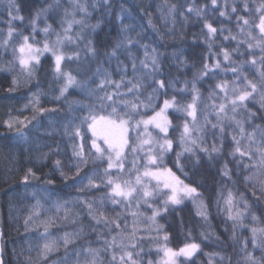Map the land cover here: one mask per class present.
Here are the masks:
<instances>
[{
	"label": "trees",
	"instance_id": "obj_1",
	"mask_svg": "<svg viewBox=\"0 0 264 264\" xmlns=\"http://www.w3.org/2000/svg\"><path fill=\"white\" fill-rule=\"evenodd\" d=\"M261 2L218 0L217 6L213 7L211 0H15L20 8L15 15L24 19L12 21L11 26L19 34L11 37V42L4 46L2 42L9 39L7 33L11 17L7 0H0V231L4 234L1 247L5 264H75L78 250H81L80 264H90L92 257L82 251L87 248L100 250L96 264H111L114 253L112 249L105 251L108 247L105 241L111 243L114 236L117 245H137L135 249L117 248V264L121 251L140 253L134 258L142 264L149 261L156 264L160 257L158 248L179 249L192 242L199 244L200 249L181 264H249V253L264 264L261 260L264 244L260 243L264 237L259 234V230L264 229V200H256L248 190L253 185L259 187L264 175L255 167L245 171L244 164L239 165L237 174L239 155L236 158L229 155L235 146L233 136L241 139L236 121L243 122L246 132H253L259 127L255 136L257 141L264 132V120L259 118L264 115L260 104L264 88L236 113L231 111L230 105L232 89L244 87V76L253 82L260 81V58L264 53L260 48L250 50L245 41L250 31L259 39V30L254 29V24L259 22L257 8ZM173 6L175 10L170 11ZM189 7L205 10L198 16L195 12H188ZM233 8H236L235 13H232ZM39 9L45 11L36 20L34 30L32 20ZM221 11L228 14L222 17ZM238 17L249 19L253 26L241 33L243 21L238 24ZM69 21L81 22L73 23L65 33ZM206 22L218 30L214 36H209ZM46 28L47 33L44 31ZM58 35L63 40L61 71L70 73L78 82L70 86L63 96L60 89L66 79L55 71L51 54H41L38 62H32L31 76L21 71L18 59V47L24 36H29V43L38 46L51 37L53 41ZM233 36L236 39H232ZM248 42L255 44L254 40ZM118 43L121 46L116 49ZM89 47L95 49V55L88 51ZM237 48L239 51H233ZM114 49L115 55H111ZM223 50L230 53L231 62L224 59ZM153 55L160 66L154 76L150 74ZM253 57L257 60L255 65L251 64ZM217 60L220 67L214 68ZM141 61L149 64V68L145 69ZM205 63L211 71L201 77ZM237 66H240V72L234 74L231 69ZM13 79L17 81L15 85ZM105 79L122 82L118 91L123 95L114 97L115 104L105 101L107 111L101 112L99 98L117 91L115 84L98 89L101 80ZM161 80L166 85L163 89L155 83ZM193 82L199 92L195 125L186 111L168 110L171 124L167 139L173 141V148L164 154L161 166L171 168L185 184L196 187L200 195L195 202L189 198L178 206H170L167 212L161 211L153 223L149 218L153 211L164 207L165 195L147 198L145 202L139 190L132 198L117 205L113 204L110 188L104 183L111 176L113 179L119 177L118 182L131 180L134 184L138 173H142L147 165L143 161L144 152L138 154L131 148L127 149L123 171L116 168L105 175L107 153L102 159H97L87 124L81 126L80 137L75 136V126L80 125L81 119L89 114L92 107L96 108L97 115H108L112 107H118L123 114L130 110L131 103H147L149 95L153 97L152 108H140L139 114L133 117V126L135 121L154 115L165 99L175 97L177 108L184 109L192 103ZM225 82L228 84L227 98L224 91L216 87ZM134 84H139L140 88L128 93ZM153 89L158 91L154 93ZM58 96L59 100L56 99ZM36 101L39 102L37 107L57 111L34 112ZM122 101L131 103L126 108ZM221 103L228 109L219 122L224 128L222 136L219 126L215 130L211 127L218 123L217 109ZM247 110L255 112L256 117L249 120ZM34 115L36 118L32 119ZM233 116L234 119H228ZM17 118H28L22 128L23 137L17 135L16 128L9 129L4 123ZM186 121L193 128V138L203 135L201 147L211 151L215 145L220 151L212 153L211 160L207 153L199 149H196V156L184 153L180 157L181 171L177 167V153L183 152L180 137ZM65 125H69L70 134H66ZM196 129L205 131L201 133ZM142 131L140 127V135ZM153 134L156 136L157 132ZM130 142L133 146L139 144L136 131L131 132ZM82 143L88 162L81 164L77 176L78 161L73 155V146L79 150ZM257 146L249 145L247 137L243 138L242 147H251L255 151ZM155 150L157 154L158 147ZM57 160L61 162L59 169L55 165ZM258 160L257 155L252 161L245 158L244 163H257ZM133 161L138 162L136 169L133 168ZM225 164L232 173L231 179L221 174ZM29 168L35 175L25 183L23 177ZM61 170L69 179L61 176ZM245 176H253L247 188ZM89 177L95 178L98 187H86ZM230 191L234 197L231 206L233 218H230L226 203ZM241 194L250 205L247 209L240 199ZM88 203L93 205V215L103 213L115 223H97L89 215ZM201 203L206 209V221L197 215ZM237 213L240 215L237 216ZM29 217L31 219L26 225ZM115 224L120 225L119 229ZM159 226L162 229L158 230ZM133 229L136 230L134 236ZM252 229L258 230L256 248L252 244ZM66 233L78 234L68 250L67 261L62 246ZM165 234L167 241L163 239ZM52 241L57 243V250L49 254L46 262H42L39 253L45 243Z\"/></svg>",
	"mask_w": 264,
	"mask_h": 264
},
{
	"label": "snow or ice",
	"instance_id": "obj_2",
	"mask_svg": "<svg viewBox=\"0 0 264 264\" xmlns=\"http://www.w3.org/2000/svg\"><path fill=\"white\" fill-rule=\"evenodd\" d=\"M218 0H211V4L213 7L217 6ZM7 6L9 9V16L11 19L9 20V29H8V37L9 39H5L2 42V45L6 46L11 42V37L14 35H18L13 27L11 26L12 21L19 19L23 20V16H17L15 13L20 12V8L18 5L15 4V0H7ZM245 9H247V3H245ZM83 10V9H82ZM175 6L170 11H174ZM205 9H197L194 7H189L188 12H195L198 16L201 15V13ZM44 9H39L36 11L34 18L32 20V25L35 30V24L36 20L39 18V16L44 12ZM236 12V8L232 9V13ZM257 12L259 15V22L254 24V29L259 30V39L256 38L252 34V32L247 33L248 40L245 41L248 44V48L251 50L253 48H260L261 52L264 53V0H262L261 4L257 8ZM228 13L226 11H221L220 16H225ZM241 20L243 21L242 26L240 28L241 33L244 32L245 28H249L253 26V22L250 21L247 18L244 17H238L237 23L240 24ZM81 21H69L68 25L69 27L64 29L65 33L69 31L73 23H80ZM96 27V26H93ZM205 27L207 28L209 36H214L215 33L218 31L215 27L212 26L211 23L206 22ZM45 33L48 32V29H44ZM220 31H223L221 29ZM68 39H71L70 37H67ZM232 39H236L235 36L231 37ZM29 36L23 37V42L19 45L18 51H19V64L21 67L22 72H27L29 76L32 75L33 72V61L38 62L39 56L41 52H48L52 51L55 55V71L58 75H62L66 79V83L64 86L60 89L61 96L64 95V93L68 90L70 86L78 84L75 77H73L70 73H63L61 71V61L64 59V56L62 54L56 55V49L53 47H50L48 43L44 44L43 49L40 48H34L32 44L29 43ZM225 39H228V37H225ZM255 41V44L248 42V41ZM61 42V38L58 35V39L56 41L57 44ZM131 43V41H129ZM91 44V41L89 42ZM121 45L118 43L115 48L118 49ZM147 47V46H145ZM211 47V45H209ZM16 49H14V52ZM88 51L95 55V49L92 47L88 48ZM233 51H239V48L234 49ZM155 52V50H153ZM111 55H115V49L111 53ZM223 56L226 61H230V53L227 50H223ZM146 59H147V53H146ZM257 63V60L255 57L252 58L251 64L255 65ZM260 63L262 65V70L260 71V81L253 82L252 80H249L246 76L243 77L244 80V87H234L232 89V98L230 100L231 105V111L233 113H236L237 110L241 107H245L246 101L251 99L256 93L260 91L261 88H264V55L260 58ZM141 64L145 69L149 68V64L145 63L144 61H141ZM214 68H219L220 64L217 60V63L213 65ZM159 64L157 63V57L153 55L151 57V75H156L159 72ZM133 70L135 71V65H133ZM99 71V69L97 70ZM211 71L209 65L205 63L203 65V71L201 72V77L206 76L208 72ZM231 71L234 74H238L240 72V66L234 67L231 69ZM123 79V78H122ZM17 81L13 79V84L15 85ZM129 83H131L129 81ZM155 83L158 84L160 89H163L166 87L165 82L163 80L161 81H155ZM237 83V82H234ZM112 84H115V87L117 91L113 93H106L105 96L100 97V111L104 112L107 111L108 105L105 103L107 101L110 104H115L114 97H118L121 94L118 90L122 86V82L118 81H111V80H101L100 84L98 85V89L106 88ZM221 91H224L225 98L228 96V84L222 83L217 84L216 86ZM140 88L139 84L132 85V88L128 89V93H131L134 89L138 90ZM14 89H10L9 91H12ZM158 89H153V92H157ZM192 103L187 104L186 108L180 109L177 108V101L175 97L172 99H165L163 101V106L160 107L159 111L155 112L153 116L148 117L147 119H141L135 121V125L133 126V117L134 115L139 114L140 108L145 109H151L153 106V97L152 95H149L147 98V103L140 102L139 104L131 103L129 101H122L124 106L127 108L128 105L131 103V108L129 111L124 112L121 114L118 111V107H112L111 111L108 112V115H97L96 114V108L92 107L89 109V114L85 117H83L80 121V125L75 126V136L80 137L81 136V126L83 124H87L88 131L91 132V146L95 150L96 158L102 159L107 153V160H108V167L105 169V175H108V172L112 169L119 168L121 172L124 169V161L126 159L127 155V149L131 148L132 152L139 153L144 152V154L148 157L147 165L145 166V171L142 175L138 174L135 179V183L131 180L118 182L119 177L116 179H113L111 176H108V179L104 182L106 186L110 188V198L112 199L113 204H121L124 200L130 199L139 191V187H144L145 190L143 192V197L145 198V202H147V198H150L154 195L153 191L148 190V187L143 184L144 178H152L155 179L157 182V186L159 187L162 184V190L161 194H167V199L164 200V207L162 209H157L153 211L152 216L149 218L153 223L156 220V217L160 214L161 211L167 212L170 206H178L180 205L185 198H191L195 202L196 198L200 195L198 193V190L196 187H192L188 184H185L183 180H181L176 174L172 171L171 168H165L162 167L163 162V156L166 152L171 150L173 148V141L170 139H167V135L169 133V127L171 122L168 120V117L166 113L170 108H176L177 111L184 110L187 112V115L189 117H192L193 125H195L196 122V115H197V105L196 102L199 97L198 89L196 88L195 82H193L192 86ZM237 93H239L237 95ZM127 94V93H125ZM57 100L60 99V97H56ZM31 103V101H30ZM38 101L33 104V110L34 112L38 113H45V112H55L56 109H45L43 107H37ZM261 110H264V93H261ZM27 107V106H26ZM215 107V106H214ZM227 106L224 103H221L219 105V108L217 109V117H218V123L212 124L211 127L213 130H215L218 126L220 127V134L221 136L224 133V128L220 126V120L226 116L227 114ZM248 113V119L251 120L256 117V113L252 112L251 110H247ZM35 115L32 117V119H35ZM260 119L264 120V115L259 117ZM28 118H25L24 120L15 119L10 121H5V125L9 128H16L17 135L20 137H23L24 133L22 131L23 126L25 125ZM228 119H234L233 117H228ZM206 123H210V121H206ZM19 125L20 127H17ZM141 125L144 126V133L141 136L139 134V129ZM237 127L240 129V136L241 139H237L236 136H233V142H234V148L229 153L233 158H236L237 155H239V160L237 162V174H239V165L244 164V170L248 171L251 168H257L259 170V173L261 175H264V132H261V139L260 141H257L255 139L256 132L259 131V127L257 129H254L253 132H246L243 122L242 121H236ZM149 126L154 127V129H158V135L163 134V142H160L159 140H156L153 138L152 133L148 131ZM69 125H65V132L68 133ZM197 131L203 133L205 131L204 129H196ZM136 131L138 133V139L139 144L136 146H133L131 141V132ZM143 136H147L148 139H144ZM247 137L249 141V145L257 144V148L255 151L252 150L251 147L244 148L242 147L243 144V138ZM180 142L184 146L183 152L177 153V167L180 168L181 171H183V166L180 163V157L184 155V153H189L193 156L197 155L196 149H199L200 152L207 153L209 156V159H212V153L219 152L220 149L217 148L215 145H213L211 151L207 147H201V144H203V135L198 136L196 138H193V128L189 126L188 122L186 121L183 126V132L180 137ZM158 145V152L157 154H153V150ZM74 151L73 155L77 158V166H76V174L79 176L81 171V164H87V157L84 154V145L83 143L80 145L79 150H76L75 145L73 146ZM259 157V160L257 163H244L245 158H247L249 161L254 160L255 157ZM60 161H55L56 167L60 168ZM197 163H199V158H197ZM148 165L154 166L155 171H152L148 168ZM138 166L137 161H133V168L136 169ZM221 174L223 177H227L228 179L232 178L231 171L227 168V164L221 169ZM35 173L31 168L27 170L25 173L23 180L25 183L29 180L30 176H34ZM185 175H187L185 173ZM61 176L64 177L65 180L69 179V177L61 170ZM253 176H245L244 177V184L247 188V185L252 183ZM51 183V181H49ZM86 187L92 188V187H98V185L95 183L94 177H89L88 179V185ZM163 190H167V193H165ZM251 191L252 196L256 200H264V181L259 182V187H256V185H253L251 189H248ZM241 200L244 201L245 208H249L250 205L244 196V194H241L240 197ZM226 203L229 205V214L230 218L232 217V205L234 203V197L232 192L230 191L228 194V198L226 200ZM87 208L89 210V215L92 216L94 220L97 221V223H105L107 225L115 223V221H109L108 217L104 216L103 213H100L99 215H93L94 209L93 205L91 203L87 204ZM201 210L197 212V215L201 216L205 221L207 220L206 215V209L205 206L201 203L200 205ZM240 213H237V216H239ZM31 217L26 219L25 224L27 225L30 221ZM255 219V217H254ZM115 227L119 229L120 225L115 224ZM162 229V226H159L158 230ZM135 229H133V236L135 235ZM253 232V238H252V244L253 247L256 248L258 246L257 243V229H252ZM259 234L261 237H264V229L259 230ZM77 233H66L63 237V247L65 249V261H67V258L69 256V248L73 245V243L76 241ZM203 235V234H202ZM3 232L0 231V240H3ZM164 241L168 240L167 234L163 237ZM261 244H264V239L260 241ZM105 244H107L108 249L113 250V256L111 260V264H117V256L115 255V251L117 248L124 249L125 247L135 249L137 247L136 244H130L128 246H124L123 244L117 245L116 237L114 236L112 238V242L108 243V241H105ZM57 243L55 241L47 242L43 245L40 253H39V259L42 262H46L47 258L49 257V254L55 252L57 250ZM200 249V245L192 242V243H186L183 247H181L179 250H173L172 248H158V251H163L164 253V259L163 264H178V258L184 257L185 259L191 258L198 252ZM80 251H76V262L75 264H80ZM84 254L86 256H91L92 260L90 264H96V257L99 254V249H93V248H87L82 249ZM140 253L131 251V250H125L121 251V254L119 256V264H142V262H138L134 257L139 256ZM247 260L249 264H260L251 253H249ZM261 260L264 261V257H261ZM0 264H5V261L3 259V248L0 247ZM56 264H59V262H56ZM148 264H153L152 261H149Z\"/></svg>",
	"mask_w": 264,
	"mask_h": 264
},
{
	"label": "rangeland",
	"instance_id": "obj_3",
	"mask_svg": "<svg viewBox=\"0 0 264 264\" xmlns=\"http://www.w3.org/2000/svg\"><path fill=\"white\" fill-rule=\"evenodd\" d=\"M61 38V37H60ZM57 39H58V37H56L53 41H52V37H51V39L48 41V42H45V43H48L49 44V46L50 47H53V48H55L56 49V55H60V54H62L61 53V44L63 43V40H62V38H61V42L59 43V44H57L56 43V41H57ZM45 43H41L40 45H33L34 46V48H40V49H43V47H44V44ZM31 44V43H30ZM44 53H49V54H51V57H53V59H54V61H55V55L53 54V52L52 51H48V52H41V54H44ZM40 54V55H41ZM63 55V54H62ZM34 62V61H33ZM162 106H163V104H162ZM161 106V107H162ZM159 111V110H158ZM166 115H167V113H166ZM153 116V115H152ZM141 130H143L142 132H141V136L143 135V133H144V126L143 125H141ZM148 131L149 132H151L152 133V136H153V138L154 139H156V140H159L160 142H163V134H159L158 135V129H154V127H152V126H149V129H148ZM153 132H157V134H156V136H154V134H153ZM143 138L144 139H148V137L147 136H143ZM159 138V139H158ZM157 147H158V145H157ZM156 153V150L154 149L153 150V154H155ZM139 154V153H138ZM140 158L141 157H139L138 158V161H140ZM147 160H148V157L145 155V156H143V161H145L146 163H147ZM144 163V162H143ZM148 168L150 169V170H152V171H155L156 169H155V167L154 166H151V165H148ZM114 170V169H113ZM145 171V170H144ZM143 171V172H144ZM143 172L142 173H140V175H142L143 174ZM139 174V173H138ZM136 179V178H135ZM135 183V182H134ZM143 184L144 185H146L147 187H148V190H150V191H153L154 192V197H156L157 195H159V194H161V190H162V184L158 187L157 186V182H156V180L155 179H152V178H144L143 179ZM139 190L143 193L144 192V190H145V188L144 187H139ZM165 193H167V190H163ZM165 195V200L167 199V194H164ZM152 196V197H153ZM187 199H189V198H185L184 200H183V202L185 201V200H187ZM163 248V247H162ZM168 248V247H167ZM180 249V248H179ZM179 249H173V250H179ZM163 259H164V253H163V251H160V257H159V259L157 260V263L156 264H163ZM183 260H185V258L184 257H180V258H178V264H181L182 263V261Z\"/></svg>",
	"mask_w": 264,
	"mask_h": 264
},
{
	"label": "water",
	"instance_id": "obj_4",
	"mask_svg": "<svg viewBox=\"0 0 264 264\" xmlns=\"http://www.w3.org/2000/svg\"><path fill=\"white\" fill-rule=\"evenodd\" d=\"M0 247H1V240H0Z\"/></svg>",
	"mask_w": 264,
	"mask_h": 264
}]
</instances>
